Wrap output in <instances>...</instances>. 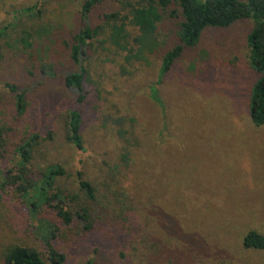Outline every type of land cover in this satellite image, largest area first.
Wrapping results in <instances>:
<instances>
[{"label":"rangeland","instance_id":"374dc122","mask_svg":"<svg viewBox=\"0 0 264 264\" xmlns=\"http://www.w3.org/2000/svg\"><path fill=\"white\" fill-rule=\"evenodd\" d=\"M83 2L0 0V28H6L0 122L14 128L16 144L40 136L31 161L37 169L65 168L58 193L64 210L77 209L83 199L77 171L94 187L92 209L97 206L95 226L84 232L53 210L33 207L30 191L0 190V264L6 247L16 244L36 249L50 264L49 241L63 251L65 264H264V252L242 245L249 230L264 234V124L254 125L249 116L259 76L248 57L251 22L206 30L184 51L157 84L162 113L149 88L164 52L177 43V20L157 26V49L138 60L126 61L100 42L103 35L93 39L83 57L85 95L78 102L63 76L78 69L70 46ZM120 4L101 0L90 13L91 26L102 24L105 13H125ZM26 7L33 10L20 13ZM25 31L28 49L18 41ZM7 84L24 92L23 114L16 113ZM72 108L82 115L83 151L65 139ZM16 160L15 154L0 157V182L9 169L17 173ZM117 220L126 227L111 223Z\"/></svg>","mask_w":264,"mask_h":264},{"label":"trees","instance_id":"16d2710c","mask_svg":"<svg viewBox=\"0 0 264 264\" xmlns=\"http://www.w3.org/2000/svg\"><path fill=\"white\" fill-rule=\"evenodd\" d=\"M117 1L121 3L120 7L125 13L122 14L120 9L105 13L102 24L95 27L89 22L90 13L101 0H84L81 5L80 28L73 36V43L70 46V58L78 69L68 71L63 76L64 86L77 94L78 102H82L85 95L83 82L86 69L83 66V57L86 48L100 35L104 36L100 42L123 52L126 61L138 60L143 58L145 52H153L157 49L159 45L155 35L157 26L165 18L177 20V43L164 52L157 80L149 88L150 98L164 113V104L159 96L157 84L184 51L196 46L206 30L227 29L237 22L249 21L251 27L246 36L249 63L259 74L250 90L249 116L254 125L264 124V0H135L133 2L125 0L124 3L122 0ZM32 10L33 7H26L20 10V13ZM130 29H135L136 33L132 35ZM5 30L6 28H0V37L4 35ZM29 37L30 34L25 31L18 39L25 49L32 45ZM34 73L29 72L27 78L31 79ZM7 87L15 93L16 113L23 114L27 107L24 92L18 91L17 86L13 84H7ZM81 126L80 110L69 109L65 121V139L77 151L84 150ZM13 131L14 128L7 122H0V157L7 158L15 154L18 169L16 174H13V169L6 172L0 182L2 193L10 190H16L18 193L30 191L33 207H42L50 212L53 210L66 225L79 224L82 231H91L97 221L92 214L97 206L92 209L96 204V197L91 183L83 178L80 171H77V183L83 192V199L77 209L64 210L62 204L65 201L59 198L58 193L61 192L59 180L67 174L65 168L56 163L44 169H37L38 167L31 161L33 147L40 136L32 134L27 140L16 144L12 138ZM75 198L73 196L70 199L73 201ZM111 223L121 229L126 227L122 220ZM242 245L244 248L264 252V234L249 230L242 239ZM46 248L50 264H65V254L55 247L52 241L46 243ZM2 258L3 264H47L36 249L17 244L7 246ZM83 264H94V262L92 259H87Z\"/></svg>","mask_w":264,"mask_h":264}]
</instances>
